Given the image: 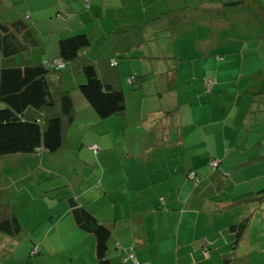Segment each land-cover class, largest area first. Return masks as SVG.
Returning <instances> with one entry per match:
<instances>
[{
    "label": "crops",
    "instance_id": "obj_1",
    "mask_svg": "<svg viewBox=\"0 0 264 264\" xmlns=\"http://www.w3.org/2000/svg\"><path fill=\"white\" fill-rule=\"evenodd\" d=\"M236 1L0 0V19L23 16L42 40L15 54L0 51V66L54 57L60 35L85 31L91 41L85 54L116 59L125 95L123 111L101 118L77 89L80 71L66 68L62 84L75 110L68 125L82 130L73 134L67 125L75 142L64 147L78 154H0V171L6 167L9 175L0 179V202L14 209L12 193L24 186L23 202L43 196L52 205L47 192L67 185V195L111 228V264H131L116 240L134 244L139 264H264V211L250 214L236 246L229 228L253 205H228L231 198L264 186V112H249L252 93L264 86V0ZM132 71L144 75L138 89L126 79ZM134 121L141 137L119 131ZM71 159L77 165L59 168ZM42 164L59 181L37 193L39 182L25 179ZM20 166L26 171L14 177ZM65 200L58 220L43 222L48 233L32 235L41 254L30 264H68L67 253L78 258L73 264L95 260L94 240L71 220ZM56 242L65 244L57 252L49 247ZM70 246V253L61 251Z\"/></svg>",
    "mask_w": 264,
    "mask_h": 264
},
{
    "label": "trees",
    "instance_id": "obj_2",
    "mask_svg": "<svg viewBox=\"0 0 264 264\" xmlns=\"http://www.w3.org/2000/svg\"><path fill=\"white\" fill-rule=\"evenodd\" d=\"M41 43V38L23 16L10 20L0 19L2 54H15ZM90 43V36L85 31L62 34L57 39L54 57L31 63L0 66V154H41L43 151L54 152L64 145L66 127L75 117L71 91L62 84V74L66 68L80 71L82 76H78L77 89L99 117L124 110L125 95L118 81L116 59H94L85 54L84 50ZM58 61L63 65L57 66ZM130 76L133 79H129ZM143 77L144 75L132 71L126 79L136 88L142 84ZM172 82L171 79L168 80L169 87ZM249 112L256 116L259 112H264V86L258 92L252 93ZM93 143L90 144L92 149ZM190 173L191 171L188 176L192 180H199V175L194 173L195 176H190ZM58 193L68 199L69 210L76 225L94 235L93 264H111V228L86 206L79 204L72 195H67L66 189L58 187ZM263 198L264 186L236 195L228 205H243ZM249 217V211L243 212L229 225L234 233V246L243 240ZM22 228L18 213L7 202H0V232L15 236ZM115 246L122 250L124 261L129 259L131 264H139L138 258L134 256L133 243L123 244L116 240ZM34 247L35 244L31 246V254L38 252V247L35 250ZM224 260L226 263L229 261L228 257Z\"/></svg>",
    "mask_w": 264,
    "mask_h": 264
},
{
    "label": "rangeland",
    "instance_id": "obj_3",
    "mask_svg": "<svg viewBox=\"0 0 264 264\" xmlns=\"http://www.w3.org/2000/svg\"><path fill=\"white\" fill-rule=\"evenodd\" d=\"M19 58V57H18ZM67 69H64V71H66ZM77 76H82L81 74H78ZM152 84V83H150ZM136 89H138V87H136ZM134 89V90H136ZM146 98H150L148 96H145V98H142V100L144 101V104L147 105L149 103V101ZM139 99V98H137ZM159 100V99H158ZM167 104L166 102V98H161L160 101H158V105L162 107H164ZM154 120V117L152 118ZM155 119V121H158ZM78 124V123H77ZM158 122L154 125V129L152 130V132L154 133L153 136L155 135V128L157 127ZM68 128L72 131V133H78L79 129L82 130V127H79L78 129H76L75 127H69ZM119 129V127H118ZM120 132H123L125 136L131 137L134 133V135L139 138L143 135L144 131L143 129L140 128L139 125H137V122H131L129 124H126L124 126H121ZM88 132H91V130H89ZM70 134L66 137V141L65 143H67L68 141L70 142L72 139V143L75 142V139L70 137ZM81 134L76 135L77 138L81 139ZM118 136H121L119 134V132H117ZM173 135L177 136L176 133L173 130ZM68 142V144H69ZM64 143V145H65ZM64 145L59 149L61 150V152L64 153V157L65 158H70L71 156H73V154H78L76 149L72 150V145L69 149H66L64 147ZM67 145V144H66ZM67 147V146H66ZM46 152V151H44ZM46 154H50V152H47ZM57 154V153H56ZM72 159H74V161H77L78 159L76 157H72ZM67 161V162H62L60 167L61 169H69L70 167H72L73 165H77V163H75L73 160ZM44 163V162H43ZM214 167V166H213ZM3 169L0 171V179L6 176L7 173H5V170H7L8 168L3 167ZM46 167L42 164V167L39 169L34 170V172H30L29 177H27L25 179L26 182H30L29 178L32 177L34 181L39 182V184L37 185V193H42V185L46 186L49 185L50 183H53V181H56V183L59 181L57 179V174H47L46 172ZM16 172L13 173L14 177H18L21 173H23L24 171H26L25 168H23V166H20V168H16L15 167ZM58 173V172H57ZM17 184L20 183V181L16 182ZM65 183V182H64ZM15 185V184H13ZM40 185V186H39ZM61 189H67V185H64L62 187H60ZM11 190H14V188L12 187ZM9 192V191H8ZM28 192V189H26L24 186H22L19 190H17L16 192L14 191L12 193V199L14 200V211H16L19 216H20V220L23 223L22 224V229L21 231L14 235H9L6 233H2L0 232V264H24L26 263H31L33 262V258L35 256V259L38 261V258H40V254L41 253H37V254H31L30 250H31V246L34 245L32 244L33 241V234L36 233V235H39L40 233H48V230H46V227H42L43 222L48 221V220H58L59 214L64 211L65 208L64 205L66 206V200L65 198L58 193V188L53 192H47V197L48 198H54L56 199L55 203H53L52 205L50 204L49 199H46L43 196H38L36 198H34L31 203H26L23 202L24 200L22 199V193L26 194ZM56 193V194H55ZM32 197V196H31ZM61 197V198H60ZM6 199V198H3ZM31 199V198H30ZM29 199V201H30ZM248 204L246 205V208L248 209V207L252 205V207H250V209L248 210L250 212V214L252 213V216L255 213L259 212V214L261 212L264 211V201L261 203L260 202H247ZM242 205H238V207H241ZM245 207V206H244ZM68 214H70V218L73 221V217L71 215V213L69 212ZM258 218V220H260L259 216L256 215L255 218ZM78 228V227H77ZM79 229V228H78ZM80 230V229H79ZM86 232L83 231L82 234ZM89 236H91L92 240H95L93 233H88ZM52 235H58V233L53 232ZM85 241V239H84ZM70 243H67V246ZM83 244V243H82ZM81 244V245H82ZM37 248V243L35 244ZM65 244L60 243V242H56V244H50L49 247H53L52 249L55 250V252H57L56 250H58L60 247H64ZM34 248V249H35ZM75 249L74 246H70L61 250L64 254L66 251H68L70 253V250L73 251ZM50 252V250H49ZM49 252L47 253V255L49 254ZM46 253V250L43 248L42 249V254ZM53 254V253H52ZM67 258V263L68 264H73L74 261H76L78 258L76 257L75 254H73L72 256H70L67 253V256H65ZM51 263L53 264H58L57 262H55V260H50ZM86 263V261H83ZM93 264V263H92Z\"/></svg>",
    "mask_w": 264,
    "mask_h": 264
},
{
    "label": "built area",
    "instance_id": "obj_4",
    "mask_svg": "<svg viewBox=\"0 0 264 264\" xmlns=\"http://www.w3.org/2000/svg\"><path fill=\"white\" fill-rule=\"evenodd\" d=\"M62 65H63V63L61 61H58L57 62V66H62ZM131 78H132V76L129 77V79H131ZM207 83L210 84L211 83V80L210 79H207ZM92 147L94 148V150H96L97 149V144L96 143H93L92 144ZM216 164H217V160L216 159H212L211 160V165L216 166ZM190 176H195V174L193 172H191L190 173Z\"/></svg>",
    "mask_w": 264,
    "mask_h": 264
}]
</instances>
